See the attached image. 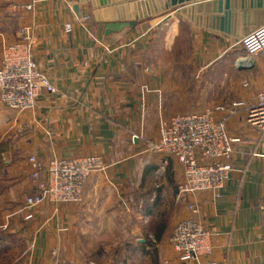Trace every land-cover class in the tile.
Instances as JSON below:
<instances>
[{
	"label": "crops",
	"instance_id": "0c3cea01",
	"mask_svg": "<svg viewBox=\"0 0 264 264\" xmlns=\"http://www.w3.org/2000/svg\"><path fill=\"white\" fill-rule=\"evenodd\" d=\"M15 1H34L35 7L16 14L0 0V52L28 28L36 68L58 92L41 94L36 108L24 113L0 103L2 208H19L33 193V155L41 163L40 180L52 157L98 155L106 166L90 176L80 204L36 210L21 230L30 240L29 264H84L96 234L119 230L127 220L140 223L132 229L138 237L127 264L148 262L151 248L157 249L155 264H183L169 244L174 226L192 217L177 196L182 170L174 161L165 165L148 147L175 116L210 112L216 102L250 103L264 90V55L248 60L236 42L264 24V12H241L234 2L237 37H226L208 28L211 17L221 16L219 0L176 7L171 0H151V15L135 0ZM107 23L135 26L107 35ZM182 41L189 54L177 58ZM242 60L249 69L237 66ZM216 86L227 91L215 98ZM225 120L235 141L233 172L218 198L202 193L190 199L200 208L212 248L190 264H264V129L246 123L245 109ZM162 210L164 221L146 230ZM0 215L5 222L15 217L14 211Z\"/></svg>",
	"mask_w": 264,
	"mask_h": 264
},
{
	"label": "built area",
	"instance_id": "2783aa9c",
	"mask_svg": "<svg viewBox=\"0 0 264 264\" xmlns=\"http://www.w3.org/2000/svg\"><path fill=\"white\" fill-rule=\"evenodd\" d=\"M5 2L16 14L32 12L35 7L34 1L28 4H18L15 0ZM88 20V17L83 18V22ZM65 32H72L71 25L65 26ZM33 44L34 39L25 27L18 33V40L4 46L0 52V103L11 111H33L41 94L58 92L49 77L37 70ZM238 45L248 60L264 55V25L245 36ZM247 87L245 84L244 88ZM241 109L246 111L247 124L264 129L263 90L250 103L235 101L218 105L210 112L175 116L163 124L159 141L148 147L150 154L163 157L165 165L174 161L182 170L177 196L187 201L192 217L178 222L169 239L171 251L180 263H198L199 259L212 254L211 233L198 219V204L190 199L202 193H211L218 198L230 179L235 141L229 136L225 117L233 116ZM29 162L33 169V193L14 212L26 223L35 220L36 210L46 205L80 204L90 176L106 169L103 158L98 155L52 157L40 180L41 163L37 156H31Z\"/></svg>",
	"mask_w": 264,
	"mask_h": 264
},
{
	"label": "rangeland",
	"instance_id": "374dc122",
	"mask_svg": "<svg viewBox=\"0 0 264 264\" xmlns=\"http://www.w3.org/2000/svg\"><path fill=\"white\" fill-rule=\"evenodd\" d=\"M182 48L178 51L177 58H186L189 54V49L186 47L185 42H181ZM222 68L219 66L217 70V81L219 82L222 75ZM215 74V75H216ZM221 83H218L220 85ZM229 90V89H228ZM214 97H218L223 91H227L225 88L220 86L212 89ZM223 104L228 105L230 102H224ZM221 105L215 103L212 110ZM8 214L18 210V207H5L2 208L0 200V213ZM162 213V214H160ZM161 215V217H160ZM163 210L159 212L155 220H152L147 225L144 224L147 230H154V228L164 221ZM139 222L135 220H127L125 223L120 224L119 230L99 232L96 234V239L93 244L94 247L88 249L85 253L84 264H127V260L132 262V256H134L133 243L136 242L137 235L132 233L133 226H140ZM27 228L26 222L21 217L15 216L14 218L7 220L0 215V264H29L31 257V246L29 237L25 233H21V230ZM145 233V232H144ZM81 251V250H80ZM156 248H151L150 260L148 262H138L137 264H155ZM81 259V252H80ZM76 264H81L79 260Z\"/></svg>",
	"mask_w": 264,
	"mask_h": 264
},
{
	"label": "water",
	"instance_id": "95a60500",
	"mask_svg": "<svg viewBox=\"0 0 264 264\" xmlns=\"http://www.w3.org/2000/svg\"><path fill=\"white\" fill-rule=\"evenodd\" d=\"M138 2H141V7L144 5L145 10H147V13L151 15L149 12L150 5H152L151 0H135ZM192 0H171V6L176 7L177 5H182L185 2H191ZM234 2L237 3V10L241 12H248V11H254V12H264V0H219L218 3H215L217 5V13L221 16L218 17H211L208 21V28L210 30H213L217 33L223 34L226 37H237V28H238V15L236 9H232ZM104 5V3H101ZM248 13H243L244 17L243 20L246 18V15ZM242 15V16H243ZM243 23V22H242ZM244 24V23H243ZM264 24H261L262 26ZM135 23H107L106 25V34H112L115 32H119L125 28L134 27ZM251 29L248 32H245L244 35L241 37V40L253 32L255 29ZM237 44H239L238 41H236ZM240 69H249L250 67L247 66V61L242 60L237 65Z\"/></svg>",
	"mask_w": 264,
	"mask_h": 264
},
{
	"label": "trees",
	"instance_id": "16d2710c",
	"mask_svg": "<svg viewBox=\"0 0 264 264\" xmlns=\"http://www.w3.org/2000/svg\"><path fill=\"white\" fill-rule=\"evenodd\" d=\"M159 238H157V240H158Z\"/></svg>",
	"mask_w": 264,
	"mask_h": 264
}]
</instances>
